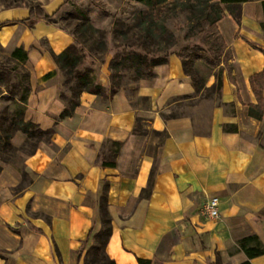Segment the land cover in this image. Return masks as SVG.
<instances>
[{
	"label": "crops",
	"instance_id": "1",
	"mask_svg": "<svg viewBox=\"0 0 264 264\" xmlns=\"http://www.w3.org/2000/svg\"><path fill=\"white\" fill-rule=\"evenodd\" d=\"M33 1L40 10L0 9V44L27 52L24 119L53 133L20 165L0 163V264H81L102 228L100 207L110 218L105 252L115 264H241L247 257L237 241L256 235L264 245V87L256 118L249 81L264 69L261 0L234 5L235 18L224 9L216 23L232 64L219 103L173 111L195 99L196 89L170 54L149 78L109 99L82 92L62 118L60 94L68 89L52 54L74 39L43 17L58 1ZM96 82L107 87L108 74ZM211 197L218 199L215 218L205 207ZM250 262L264 264V254Z\"/></svg>",
	"mask_w": 264,
	"mask_h": 264
},
{
	"label": "rangeland",
	"instance_id": "2",
	"mask_svg": "<svg viewBox=\"0 0 264 264\" xmlns=\"http://www.w3.org/2000/svg\"><path fill=\"white\" fill-rule=\"evenodd\" d=\"M51 0H39L40 5ZM58 6L54 14L48 18V23L68 33L72 39L77 40L84 48L86 58L80 69H91L90 75L95 81L105 72L108 74L110 85V63L112 60L124 62L127 53L146 54L149 59L162 56V53L177 54L180 58H187L191 51H199L213 61V65H206L202 61H194L190 65L194 82L197 84L196 98L184 100L172 106V110L180 113L186 112L187 105L204 100L219 103V80L225 76L231 77L232 64L224 55H217L202 41L201 36L188 38L190 31L186 26V16L180 11L169 19H165V26L173 33L172 38L162 36V4L145 3L137 0H55ZM256 1V0H250ZM31 5L38 10L41 7L33 0H0V9ZM237 17L238 7H233ZM248 13L254 15L255 9L250 6ZM264 36V15L259 21ZM12 48L0 44V73L10 78L9 85L18 81L19 76L10 73L13 66L10 60ZM94 61V65H89ZM118 65L121 79L120 86L124 87L136 81L139 73H146L145 66L138 68L130 62ZM26 69V68H25ZM20 70V69H19ZM64 76V75H63ZM192 79V78H191ZM212 81V82H211ZM10 86H6L4 79L0 80V96L2 108L15 109L9 100ZM68 89V88H67ZM17 95V94H16ZM15 95V98H16ZM69 95V89L68 93ZM105 100V97H101ZM1 108V109H2ZM0 109V110H1ZM38 138L29 137L19 131H14L11 137V148L0 150V163L12 162L20 165L26 155L33 151ZM90 255H85L81 264H88ZM90 264V263H89Z\"/></svg>",
	"mask_w": 264,
	"mask_h": 264
},
{
	"label": "trees",
	"instance_id": "3",
	"mask_svg": "<svg viewBox=\"0 0 264 264\" xmlns=\"http://www.w3.org/2000/svg\"><path fill=\"white\" fill-rule=\"evenodd\" d=\"M145 3L162 4L163 19H162V36L168 38L173 37V33L165 26L164 20L176 15L178 11L186 16V26L191 32L188 38L201 36L202 41L207 47L214 51L217 55H224L226 59H231V52L224 43L221 34L217 29L216 23L220 20L226 9L234 18L236 15L233 11V6L246 2L248 0H137ZM262 11L264 15V0H261ZM33 10L30 9V20L28 25L32 27L36 22L34 19ZM44 18H49L48 15H43ZM36 18V17H35ZM264 52V50H263ZM170 53L164 52L162 56L155 59H149L146 54L127 53L124 62H130L138 68L145 66L146 73H139L138 79L149 78L152 74V68L155 65L163 64L167 61ZM187 58H181L184 71L193 79V72L190 65L194 61H202L206 65H213V61L199 51H191ZM10 60L14 63L9 69L10 73L16 74L18 81L9 85L10 78L7 74L0 73V80L4 79L6 86H10L8 90L9 100L15 106L11 110L9 107H3L0 110V150H8L11 148V137L14 131H19L29 137L38 138V141L49 142L53 133V129H41L35 123L24 119L25 105L29 93V72L24 67L27 60V52L22 47H16L10 52ZM86 58L84 48L77 40L63 49L58 54H52V59L57 67L64 75V84L69 89V95L60 94V98L64 102V109L59 117L69 116L73 113L74 108L80 102L82 92L96 94L100 97L109 99L121 86V79L118 65H126L124 62L112 60L110 63L111 75L110 85L108 88L98 84L94 77L90 75L91 69H80L78 66L83 65ZM89 65H94V61H90ZM20 69V70H19ZM137 79V80H138ZM250 86L254 94L257 96L258 102L256 110L251 111L256 118L260 117L261 112V94L264 87V69L260 73L252 75L249 79ZM194 86L197 84L194 82ZM221 87V81L219 80ZM17 94V95H16ZM16 95V98H15ZM230 129V128H227ZM37 141V142H38ZM116 144V142H112ZM118 152V146L113 150L114 156ZM114 164V161L109 162ZM1 170V165H0ZM24 175V173H22ZM100 218L102 228L94 235V243L86 250L85 255H90L91 259L88 264H115L105 252V246L111 233L110 218L104 207H100ZM236 249L241 250L246 255L247 259L241 264H252L250 259L264 254V245L259 241L256 235L248 236L240 239L236 243ZM138 264H149L146 259L138 258ZM219 264V262H216Z\"/></svg>",
	"mask_w": 264,
	"mask_h": 264
},
{
	"label": "built area",
	"instance_id": "4",
	"mask_svg": "<svg viewBox=\"0 0 264 264\" xmlns=\"http://www.w3.org/2000/svg\"><path fill=\"white\" fill-rule=\"evenodd\" d=\"M217 204H218V199H217V197H211V198L207 201V203H206V205H205V207H206V211H207L208 214H209L211 217H213V218L217 217V215H218Z\"/></svg>",
	"mask_w": 264,
	"mask_h": 264
}]
</instances>
